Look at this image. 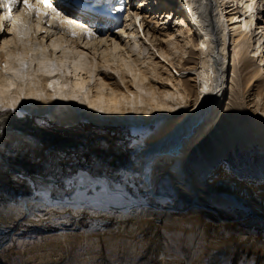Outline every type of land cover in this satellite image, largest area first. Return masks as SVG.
I'll use <instances>...</instances> for the list:
<instances>
[{
  "label": "bare ground",
  "instance_id": "6f19581e",
  "mask_svg": "<svg viewBox=\"0 0 264 264\" xmlns=\"http://www.w3.org/2000/svg\"><path fill=\"white\" fill-rule=\"evenodd\" d=\"M174 1L183 9L174 15L172 29L158 8L154 9L156 0H139L136 10L124 3H96L81 16L65 2L51 0L49 7L41 0H30L40 11L37 15L19 0L20 6L12 9L11 16L7 10L0 15V66L8 63L21 69L20 62L26 64L23 80L0 67V78L15 79L17 84L5 99L18 95L20 89L26 96H42L21 100L17 113H0L4 117L0 122V223L10 226L9 235L13 222L23 217L35 222L44 219V210L48 211L46 217L59 216L62 221L88 212L90 222L102 224L111 220L123 223L145 214L160 219L171 216L174 209L182 216L205 203L227 206L249 201L264 213V198L259 193L238 189L228 173L218 178L208 175L219 162L217 158L227 156L237 144L247 147L258 141L264 149L262 119L256 116L257 112L264 114L260 84L264 79V33L256 38L252 31L264 13V0ZM173 14L169 12L168 17ZM17 17L21 22L14 27ZM69 19L74 23H61ZM85 28L93 34L88 35ZM149 49L151 54L146 56ZM256 55L257 63L252 59ZM249 91L246 102L244 95ZM35 114H46L57 128L84 118L97 125L130 128L134 141L128 165L113 137L102 138L93 151L97 170L83 172L81 184L75 185L77 195L59 200L54 189L69 180L52 185L53 178L58 181L63 177L57 176L64 175L45 178L43 170L29 169L24 160L41 156L44 161L47 155L55 162L69 159L68 153L88 147V138L67 143L60 134L37 126L31 117ZM72 162L77 165L78 161ZM13 185L22 190H13L7 197L5 190ZM56 224L60 228L69 225ZM148 227L150 234L161 238L153 224ZM155 242L146 243L144 254L154 246L164 254L170 249ZM126 246L129 244L117 247ZM219 253L214 250L205 261L224 263L226 259ZM237 255L235 260L243 256Z\"/></svg>",
  "mask_w": 264,
  "mask_h": 264
},
{
  "label": "rangeland",
  "instance_id": "374dc122",
  "mask_svg": "<svg viewBox=\"0 0 264 264\" xmlns=\"http://www.w3.org/2000/svg\"><path fill=\"white\" fill-rule=\"evenodd\" d=\"M57 1L65 2L71 9L78 13L81 12L80 16L85 14L87 10L90 11L89 6L96 3L112 5L124 3L127 7H130V10H136L140 3L139 0H54V2ZM13 3L14 5L16 3L17 6L19 0L17 2L13 0ZM179 3V1L174 0H156L154 9L158 8L161 18L165 16L164 21L167 20V26L170 29L174 27L177 17L176 12L183 9ZM172 11L174 14L169 18V12ZM162 12H165V15ZM258 19L256 22L258 25H254L252 29L256 38L259 37L260 32L264 33V14L259 16ZM30 22L31 24L34 23L31 19ZM112 23L117 25L118 22L114 21ZM10 24L11 21L6 23V25ZM256 28L258 29L256 30ZM137 41L141 42L142 40L138 38ZM144 47L149 48L146 45ZM252 48L253 46L249 47L251 54H253ZM150 51V49L147 50V55H145L149 56ZM231 51V55H233V47ZM252 59L257 63L259 57L256 55ZM193 60L197 62L195 58ZM260 84L264 88L263 78ZM250 92L244 95L246 102L249 100L246 95H249ZM224 111L225 108L222 114ZM256 116L262 119L264 131V114L257 112ZM31 117L37 126H43L46 131L60 134L61 138L67 143L86 137L89 139H86L88 147L82 151L77 149L73 151V154L68 153L69 159H59L55 162V158L51 159L47 155L44 161L41 156L37 160L32 158L24 160L29 169L36 167L38 170H43L46 173L45 178H48L50 174L64 175L57 176L58 178L63 177L58 181L53 178L52 185L61 182L66 183L69 180L66 185L71 184V187L65 185L54 189L58 196L52 192L59 200L77 195L74 190L78 187H75V185L81 184L83 172L92 173L97 170V158L94 156L93 151L96 148V142L102 140V138L112 136L116 145L124 151L122 161L125 163L131 159L134 139L132 131L128 127L108 124L97 125L91 119L84 118L75 125H61L62 128H57L55 126L57 123L46 114H35ZM219 120L220 118L217 122ZM216 124L207 130L204 138L212 132ZM73 159L78 161L77 165L72 162ZM217 159H219V162L209 171L208 175L218 178V175L223 176L228 173L235 179V185L238 189L247 190L248 193H259L264 198V149L258 141H253L247 147H240L237 144L235 149L231 150L227 156ZM66 176L68 178H65ZM18 187L7 186L5 190V192H8L6 193L7 197L14 194L13 190H22ZM238 199L240 200V198ZM240 202L228 204L227 206L205 203L198 207H191L193 211H189L182 216L178 213L179 210L174 209L171 216L166 215V217L160 219L144 213L145 215L129 218L123 223L121 221L113 222L110 219L111 221L104 224L90 222V217L86 215L88 212L83 213L87 217L76 215L72 220L63 219L62 221L59 216L52 219L46 217L48 211L44 210V219L35 222L23 217L22 220L13 222L11 226L13 232L10 235V226L0 223V264H208L205 260H210L214 250L218 253L221 251L227 252L226 255L219 253L222 258L226 259L224 263L220 264H264V213L257 211L249 201ZM73 220L77 222L71 223L70 221ZM55 222H68L69 225L60 228ZM74 224L76 225L74 226ZM152 224L155 227L154 229L157 228V232L159 231L162 234L159 235V237L161 236L160 239L155 236L156 234H150V230H147L148 225ZM196 234H199L198 237H196ZM203 236L206 238L200 241ZM152 239H156L154 245H159V242H162L163 246L168 245L170 249H167L164 254L154 246L153 250L148 251H151L149 255L148 252L144 254L146 243ZM126 243L129 246L118 249V245ZM134 245H138L136 249H133ZM114 249L120 252L116 251L115 253ZM233 252L236 253L235 255L240 254L243 256L235 260V255L234 257L230 255ZM113 253L115 256H113ZM144 255L147 257L145 260L143 259ZM191 255L193 257L190 258Z\"/></svg>",
  "mask_w": 264,
  "mask_h": 264
},
{
  "label": "snow or ice",
  "instance_id": "6c2138e0",
  "mask_svg": "<svg viewBox=\"0 0 264 264\" xmlns=\"http://www.w3.org/2000/svg\"><path fill=\"white\" fill-rule=\"evenodd\" d=\"M41 2L45 6H49V7L51 6V0H41ZM3 6L7 8L9 16H11L13 0H4ZM23 6L26 9L36 11L37 15L40 14L39 9H34L33 8V5L30 3V0H23ZM57 15H59V13H57ZM18 22H21L19 17H17L16 20H13V26L15 27V25ZM61 23L62 24L63 23L73 24L74 21L69 19L67 21H61ZM2 29H3V20L0 19V30H2ZM84 30L87 32L88 35H92L93 34L91 29L85 28ZM71 34L75 35L76 33L73 30ZM201 46H203V45H201ZM20 63H21V69L11 68L8 63H4L0 67H2V69L5 72L12 73L13 77L18 78L20 80H23V79H25V77L22 75V69L26 67V64H24L23 61H21ZM51 86L52 85L49 84V87H51ZM16 87H17V84H16V80L15 79H8V80L5 81L4 79L0 78V113H17L18 112L17 105L20 104L21 100L32 99V98L39 100V99L42 98V96L40 94H37L34 97L26 96L25 93H24V90L20 89L18 95L12 96L11 98L6 100L5 99V94L6 93H10ZM52 99H56V97L53 96ZM60 99L68 100V99H76V97L75 96H61ZM82 102H84V101H82ZM89 107H94V105L89 104ZM98 110L99 111H105V109H103V108H99ZM132 110L135 111V109H132ZM172 110L173 109H169V111H172ZM3 119H4V117L0 116V122H2Z\"/></svg>",
  "mask_w": 264,
  "mask_h": 264
}]
</instances>
